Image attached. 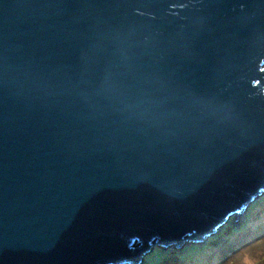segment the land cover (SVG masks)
Instances as JSON below:
<instances>
[{"label":"water","instance_id":"water-1","mask_svg":"<svg viewBox=\"0 0 264 264\" xmlns=\"http://www.w3.org/2000/svg\"><path fill=\"white\" fill-rule=\"evenodd\" d=\"M262 191L264 0H0V264H140Z\"/></svg>","mask_w":264,"mask_h":264},{"label":"rangeland","instance_id":"rangeland-1","mask_svg":"<svg viewBox=\"0 0 264 264\" xmlns=\"http://www.w3.org/2000/svg\"><path fill=\"white\" fill-rule=\"evenodd\" d=\"M250 207L253 209L249 210ZM246 211H250L247 218H244L247 214L244 212L245 214L236 217V220H234L235 216L229 219V224L234 225L226 243L225 236L218 242L213 241L216 244L209 243L204 247L203 244L210 238L202 242V246L192 241L187 242L183 247H178L179 249L165 250L157 264H264V195L256 198ZM239 222H241L240 226H235ZM239 227L242 229L237 231ZM191 246L194 250L200 251L182 257V254L188 250L187 247ZM159 247L162 249L161 246ZM140 264H147L146 259Z\"/></svg>","mask_w":264,"mask_h":264},{"label":"trees","instance_id":"trees-1","mask_svg":"<svg viewBox=\"0 0 264 264\" xmlns=\"http://www.w3.org/2000/svg\"><path fill=\"white\" fill-rule=\"evenodd\" d=\"M254 205H255V204H253V207H254ZM253 207H250L249 210H252ZM249 213H250V211H247V214H246V216H245L244 218L249 217ZM240 224H241V222L235 224V226H240ZM233 225H234L233 223H232V224H229V222H228L227 224H225V225L222 227V229L220 230V232H219L218 234L212 236V237L210 238L209 241H207L205 244H203V247L206 246V245H208L209 243H210V244H213V245L216 244V243H214L213 241H217V242H218L219 240H221V238H222L223 236H225L224 239H225V243H226V242H227V239H228V238L230 237V235L232 234V231H229L228 229L231 230V228H232ZM240 229H242V227H239V228L236 229V230L238 231V230H240ZM198 246H202V245H198ZM187 248H188V250H186V252L182 254L183 257H185V256H189L188 253L190 254V253H194V252H196V251H200V250H194L192 246H191V247H187ZM155 253H156V252H154L153 255L151 254L152 256L149 255V256L146 257V259H147V264H155V263H156V261H157L158 258H159V254H158V253L155 254ZM191 255H193V254H191Z\"/></svg>","mask_w":264,"mask_h":264},{"label":"clouds","instance_id":"clouds-1","mask_svg":"<svg viewBox=\"0 0 264 264\" xmlns=\"http://www.w3.org/2000/svg\"><path fill=\"white\" fill-rule=\"evenodd\" d=\"M259 194H260V195H258L257 198L263 196V195H264V191H262V192L259 193ZM248 206H249V205H248ZM241 211H243V210H241ZM241 211H240V212H241ZM246 213H247V211H246ZM244 214H245V213H244ZM233 216H235V215H233ZM236 219H237V218H236V216H235V217H234V220H236ZM221 229H222V228H221ZM219 232H220V231H219ZM219 232H218V233H219ZM218 233H217V234H218ZM213 236H214V235H213ZM211 237H212V236H211ZM211 237H210V238H211ZM209 240H210V239H209ZM209 240H208V241H209ZM205 242H206V241H205ZM194 243H196V242H194ZM203 243H204V242H203ZM203 243H202V241H201V242H197L198 245H199V244L202 245ZM204 244H205V243H204ZM183 246H184V245H181V247H183ZM176 247H179V246H176ZM160 250H161V248H157V247H156V248H154V249H153V250H152L147 256H149V255H151V254L153 255L154 252L157 253V251H160ZM164 252H165V249H162V251H161L160 253H158V254H159V258H158V260L162 257V254H163ZM156 253H155V254H156ZM152 255H151V256H152ZM188 255H189V253H188ZM147 256H146V257H147ZM146 257H145V259H146ZM182 257H183V256H182ZM185 257H187V256H185ZM158 260L156 261L155 264H157ZM146 263H147V259H146Z\"/></svg>","mask_w":264,"mask_h":264},{"label":"bare ground","instance_id":"bare-ground-1","mask_svg":"<svg viewBox=\"0 0 264 264\" xmlns=\"http://www.w3.org/2000/svg\"><path fill=\"white\" fill-rule=\"evenodd\" d=\"M238 217H240V216H238ZM229 231H230V229H228ZM242 231H244V230H242ZM179 247H181V246H179ZM162 249H165V250H172V249H179L178 247H176L175 245H171V246H167V245H165V247L164 248H162ZM161 249V250H162Z\"/></svg>","mask_w":264,"mask_h":264}]
</instances>
